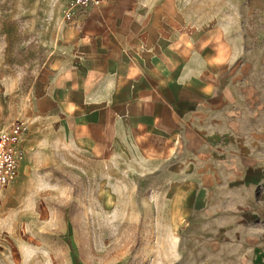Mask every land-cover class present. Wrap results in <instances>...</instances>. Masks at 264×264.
<instances>
[{
    "label": "crops",
    "instance_id": "1",
    "mask_svg": "<svg viewBox=\"0 0 264 264\" xmlns=\"http://www.w3.org/2000/svg\"><path fill=\"white\" fill-rule=\"evenodd\" d=\"M43 39L38 76L25 97L5 87L14 115L0 124L24 115L27 148L40 123L89 154L139 148L185 201L217 213L219 264H264V58L241 30L190 4L103 0ZM20 186L0 190V242Z\"/></svg>",
    "mask_w": 264,
    "mask_h": 264
},
{
    "label": "rangeland",
    "instance_id": "2",
    "mask_svg": "<svg viewBox=\"0 0 264 264\" xmlns=\"http://www.w3.org/2000/svg\"><path fill=\"white\" fill-rule=\"evenodd\" d=\"M69 1L0 0V121L14 115L5 87L12 83L26 96L52 47L43 36L52 40L76 12L65 16ZM170 1L192 5L195 18L240 29L264 58V0ZM259 77L264 83V59ZM21 119L13 181L22 186L12 194L0 264H219L210 246L221 240L217 213L185 201L142 150L89 154L59 142L42 123L27 148Z\"/></svg>",
    "mask_w": 264,
    "mask_h": 264
},
{
    "label": "built area",
    "instance_id": "3",
    "mask_svg": "<svg viewBox=\"0 0 264 264\" xmlns=\"http://www.w3.org/2000/svg\"><path fill=\"white\" fill-rule=\"evenodd\" d=\"M103 0H70L65 16L72 15L77 9L98 7ZM26 125L21 118H14L6 124H0V190L4 189L17 176L22 152L19 144L20 136ZM264 204V193L260 198Z\"/></svg>",
    "mask_w": 264,
    "mask_h": 264
}]
</instances>
